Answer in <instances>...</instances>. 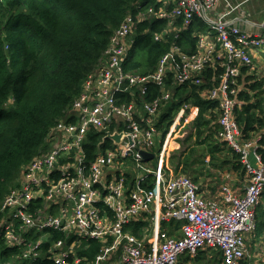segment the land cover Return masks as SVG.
Instances as JSON below:
<instances>
[{
    "label": "built area",
    "instance_id": "1",
    "mask_svg": "<svg viewBox=\"0 0 264 264\" xmlns=\"http://www.w3.org/2000/svg\"><path fill=\"white\" fill-rule=\"evenodd\" d=\"M248 1L134 4L111 35L100 64L82 82L67 115L48 131L44 147L21 167L16 183L2 196L0 239L8 250H16L32 264L43 254L42 237L52 231L61 234L46 249L53 264H81L75 248L90 240L100 243L92 264L110 262L116 253L118 264H176L182 255L194 257L205 249L218 250L222 264L246 263L250 257L246 236L255 229L256 209L264 195V163L256 152L260 135L244 139L235 119L241 107L237 97L241 67L256 72L253 54L264 53V17L249 20ZM236 19L250 28L234 25ZM152 20L163 22L152 39L168 43V48L152 71L126 69L136 31ZM194 20L203 28L193 30L195 45L188 51L178 39ZM207 70L213 73L212 84L199 89V95L217 103V136L240 153L246 169L245 188L224 183L218 197H206L185 174L166 173L163 151L154 168L139 153L154 147L161 133L158 117L172 99L173 87L201 88ZM151 86L156 94L147 99ZM186 110L192 116L197 107L181 106L165 140ZM91 133L98 134V148L88 158L84 145ZM251 151L255 166L249 163ZM129 167L131 173L126 171ZM149 177L152 187L144 185ZM164 222L174 224L162 227ZM136 223L143 224L142 236L129 228ZM36 235L40 237L33 239ZM0 264L14 263L2 258Z\"/></svg>",
    "mask_w": 264,
    "mask_h": 264
},
{
    "label": "trees",
    "instance_id": "2",
    "mask_svg": "<svg viewBox=\"0 0 264 264\" xmlns=\"http://www.w3.org/2000/svg\"><path fill=\"white\" fill-rule=\"evenodd\" d=\"M156 0H0V200L16 183L21 167L44 147L45 137L53 125L67 115L79 95L84 79L94 71L103 57L114 30L133 6L153 5ZM146 23V22H144ZM150 30L141 33L146 27ZM136 31L135 47L126 69L146 74L166 51L164 44L152 40L161 23L150 22ZM203 25L194 20L181 31L178 43L191 51L195 45L192 32ZM205 84L175 86L171 101L162 110L160 124L164 132L183 103L198 108L188 125L176 159V172L192 176L195 181L224 170L235 173L241 190L246 186V169L241 155L218 138L217 103L199 96V89L211 86L213 73H204ZM217 82L216 79L214 80ZM237 97L241 108L235 119L244 139L259 134L256 152L264 163V80L255 79L248 67H241ZM153 92L156 88L151 86ZM151 98V94L145 96ZM98 134L91 133L84 145L88 158L97 147ZM193 140L191 144L188 141ZM208 156V162L205 157ZM173 222L163 223L170 228ZM137 225L132 232L140 236ZM51 232L50 240L60 238ZM89 246H88V245ZM78 255L81 264H91L99 243L91 240ZM205 249L194 257L185 255L179 264H222L221 254L212 249L207 259ZM0 253L8 249L0 239ZM6 255V256H7ZM21 264V263H16ZM35 264H53L44 255Z\"/></svg>",
    "mask_w": 264,
    "mask_h": 264
},
{
    "label": "crops",
    "instance_id": "3",
    "mask_svg": "<svg viewBox=\"0 0 264 264\" xmlns=\"http://www.w3.org/2000/svg\"><path fill=\"white\" fill-rule=\"evenodd\" d=\"M245 9H246V11H247V13H248V18H249V20H253V21H257V22H259V21H262V19H263V17H264V1L263 0H251V1H248L246 4H245ZM158 22V23H161V25H160V28H161V26H162V24H163V22L161 21V22H159L158 20H152V21H150V22ZM150 22H147V23H144V24H142L141 26H144L145 24H149ZM234 25H236V26H239V27H241V28H250L248 25H246L245 24V22L243 21V20H241V19H236L235 21H234ZM146 26V25H145ZM144 28H147L148 29V31L150 30V27H148V26H146V27H144ZM147 31V32H148ZM141 33H144V32H142V30H141ZM146 33V32H145ZM136 33H135V35H134V37H136ZM152 37H153V34H152ZM153 40V39H152ZM154 41V40H153ZM155 42H157V41H155ZM159 43H161V44H164V45H166V47L168 48V43H165V42H159ZM253 57H254V61H255V67H257V70L259 71V72H263L264 73V53L263 52H258V53H255V54H253ZM136 59V57L134 56V58H130V60H135ZM255 69V68H254ZM133 70H135V69H133ZM136 72H138L137 70H135ZM254 72H255V70H254ZM251 74H253V73H251ZM254 75V74H253ZM255 76H256V72H255ZM173 90H174V87H173ZM156 93L155 92H152L151 93V98L155 95ZM174 95V94H173ZM200 96V95H199ZM201 98H203L202 96H200ZM150 98V99H151ZM173 98V97H172ZM204 99V98H203ZM172 100V99H171ZM170 100V101H171ZM169 103V102H168ZM168 103H166V105L168 104ZM183 104H185V103H183ZM182 104V105H183ZM166 105L161 109V111H160V114H159V117H158V121H157V124H158V127H159V130H160V135L158 136V138H157V141H156V143H155V145H154V147H152L149 151H145V152H149V153H152L153 154V156H152V158H148V159H145V158H143L142 156V158H143V161L145 162V164L148 166V167H150V168H154L155 166H156V163H157V155H158V153L159 152H161V151H163L164 152V169H165V171H166V173H168V174H171V175H173L175 172H176V170H175V164H176V159L174 160V163L172 162V157L174 156V155H176V156H178V152L181 150V143H180V141H179V145L178 144H176V145H173L172 143H174V141L170 138V139H168V140H165V134L167 133V131H168V129H169V126H170V124L173 122V120H174V118H175V116L177 115V113H176V115L173 117V120L171 121V123L169 124V126H168V128L165 130V132H164V128H163V124H160V115H161V112H162V110L166 107ZM181 105V106H182ZM192 105V104H191ZM181 106L179 107V109H178V113H179V111L181 110ZM193 106V105H192ZM193 107H196V106H193ZM242 107V106H241ZM240 107V108H241ZM240 108H237V109H240ZM197 110H198V108H197ZM188 110H186L183 114L184 115H182V118H184V116L185 115H187L188 113H186ZM194 113L195 114H193L192 116H190V118H192V121L194 120V118L196 117V115H197V111L195 112V110H194ZM186 135V134H185ZM168 141H170V144L169 145H171V146H173V148L175 149V148H177V149H175L174 151H176L177 152V154H174V155H172L171 156V158H170V162L168 161V159H167V153H166V146H167V142ZM179 147V148H178ZM97 148H98V145H97V147H96V151H97ZM95 151V152H96ZM174 153V152H173ZM165 154H166V156H165ZM208 160H209V157L208 156H206L205 157V159H204V161L205 162H208ZM166 162H167V164H166ZM171 164H174V166L173 165H171ZM167 165L172 169V171H175V172H171L170 171V169L167 167ZM177 165V164H176ZM131 169L132 168H127L126 169V171H128L129 173H131ZM214 173L215 174V176L214 177H211V176H206V177H203V178H200L198 181H195L193 178H192V176H190V175H188V174H186L185 173V175H187V176H189V177H191L196 183H198L199 184V186L202 188V190H203V193H204V195L206 196V197H218L219 196V192H217L219 189H220V186H222L224 183H228L233 189H237V187H240V186H236V188H234L233 187V184L232 183H230V182H232V180H235V173H233V172H231V171H229L228 173H224L223 171L222 172H217V171H215V170H212L211 171V173ZM177 173H182V174H184L183 172H177ZM226 175H228V176H230V178H227V176ZM132 179H134V174H133V172H132V174H130L129 175V177H128V185L129 186H132V184H133V181H132ZM144 185L145 186H147V187H152L153 186V182H152V178L151 177H149V179L144 183ZM216 191V193H214ZM256 216H257V220H256V226H255V229L251 232V233H249L247 236H246V246H247V249H248V252L250 253V257L247 259V261H246V263L245 264H261L262 263V256H263V252H264V221H259L258 220V218L260 217V216H258V211H256ZM139 226L141 229L140 230H142V234L144 233V228H143V224H141V223H136V224H133V226H129V228L131 229V231H132V229H134L136 226ZM148 226V223H145V226ZM259 228V229H258ZM150 226H149V232H150ZM52 232V231H51ZM51 232L49 233V236H47V237H42V240H43V244H42V252H43V254L39 257V258H41L42 256H44V255H47L48 256V252L46 251V249H48V246H50L51 244H52V240H54V239H52V240H50V237H51ZM60 234V233H59ZM135 234V233H134ZM142 234L140 235V236H142ZM61 235V234H60ZM137 235V234H136ZM40 237V235H36V236H34L33 237V239H37V238H39ZM91 241V240H90ZM95 241V240H94ZM89 242V241H88ZM88 242H83V243H81L79 246H77L76 248H75V253H76V255H78V251H80V250H82L84 247H86V244L88 243ZM99 243V242H98ZM88 245V244H87ZM99 245H100V243H99ZM89 246V245H88ZM99 249H100V246H99ZM99 249H98V251H99ZM97 251V252H98ZM97 252H96V254H97ZM95 254V255H96ZM0 255H1V258H3V260H9V261H11L12 263H14V264H16V263H21V264H29V263H31V262H29V261H27V260H25V259H22L21 257H20V254L15 250V252L14 251H12V250H8V255L7 254H3V253H0ZM7 255V256H6ZM95 255H94V257L92 258L93 260H94V258H95ZM113 257H112V259L110 260V262H107V263H105V264H118V260H119V254L118 253H116L115 255L113 254L112 255ZM185 255H182L181 257H179V259H181V258H183ZM190 257V256H189ZM179 259L177 260V262H176V264H179ZM92 260V261H93ZM36 263V261L35 262H32V264H35ZM92 264V263H91ZM187 264H190V262H188Z\"/></svg>",
    "mask_w": 264,
    "mask_h": 264
},
{
    "label": "rangeland",
    "instance_id": "4",
    "mask_svg": "<svg viewBox=\"0 0 264 264\" xmlns=\"http://www.w3.org/2000/svg\"><path fill=\"white\" fill-rule=\"evenodd\" d=\"M255 72H253L254 74ZM254 78L255 79H261V80H264V73L263 72H259L258 70L256 71V76L254 74ZM192 122V118H190V115H185L184 118H182L181 120H179L177 123H176V126L174 127V132L171 134V139L174 141V143H172L173 145H176L179 143H181L182 145V140L185 138V134L188 133V125ZM179 140V141H178ZM193 140H190L188 141L187 143L191 144ZM170 144V141L167 142V146H166V153H167V159L168 161L170 162V158L172 155L174 154H177L176 151H174L175 149L177 148H173V146L169 145ZM179 145V144H178ZM179 148V147H178ZM174 152V153H173ZM166 156V154H165ZM167 164V162H166ZM174 166V164H171ZM167 167L170 169L171 172H175V171H172V169L167 165ZM224 173H228L229 171L227 170H224L223 171ZM177 173V172H175ZM174 173V174H175ZM173 174V175H174ZM227 178H230V176L226 175ZM233 184V187L236 188V186H239L238 183H237V177L235 175V180H232V182H230ZM220 189H221V186H220ZM220 189L217 191V192H220ZM237 189H241V187H237ZM216 193V191L214 192ZM256 211H258V216H260L258 218L259 221H264V195L261 199V202L260 204L258 205ZM256 220H257V216H256ZM259 229V228H258ZM206 256H207V259H210V257H212V249L210 250H207L206 251ZM0 261H2V258H1V255H0Z\"/></svg>",
    "mask_w": 264,
    "mask_h": 264
},
{
    "label": "water",
    "instance_id": "5",
    "mask_svg": "<svg viewBox=\"0 0 264 264\" xmlns=\"http://www.w3.org/2000/svg\"><path fill=\"white\" fill-rule=\"evenodd\" d=\"M113 138L115 139V140H119V135H117V134H115V135H113ZM140 155L143 157V158H145V159H148V158H152V156H153V154L152 153H149V152H145V151H142V150H140ZM255 152L254 151H251L250 153H249V163L252 165V166H255V154H254Z\"/></svg>",
    "mask_w": 264,
    "mask_h": 264
}]
</instances>
